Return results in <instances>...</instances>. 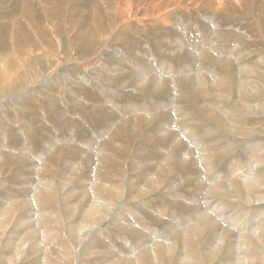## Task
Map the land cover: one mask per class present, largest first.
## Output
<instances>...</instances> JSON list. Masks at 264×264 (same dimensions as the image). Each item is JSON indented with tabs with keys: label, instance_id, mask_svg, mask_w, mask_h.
Returning a JSON list of instances; mask_svg holds the SVG:
<instances>
[{
	"label": "rangeland",
	"instance_id": "rangeland-1",
	"mask_svg": "<svg viewBox=\"0 0 264 264\" xmlns=\"http://www.w3.org/2000/svg\"><path fill=\"white\" fill-rule=\"evenodd\" d=\"M128 1L0 0V264H264V0Z\"/></svg>",
	"mask_w": 264,
	"mask_h": 264
},
{
	"label": "bare ground",
	"instance_id": "bare-ground-1",
	"mask_svg": "<svg viewBox=\"0 0 264 264\" xmlns=\"http://www.w3.org/2000/svg\"><path fill=\"white\" fill-rule=\"evenodd\" d=\"M172 1V0H171ZM170 1V2H171ZM176 1V0H175ZM170 2H168V3H170ZM161 3V2H160ZM167 3V4H168ZM223 3V2H222ZM169 6V5H168ZM165 8H166V6H165ZM159 8L157 7V10H156V13H160L161 12V10L159 9ZM164 9V8H163ZM120 12H126V13H134V11H133V7H132V5L130 4V1H128V0H125V4L124 3H122L121 2V6L116 10V13L117 14H119ZM191 47V46H190ZM27 49V48H26ZM17 52V51H16ZM27 52V51H26ZM14 54H16V53H14ZM23 54V53H22ZM17 55H19V53H17ZM17 57V56H16ZM19 57V56H18ZM21 57V56H20ZM21 59V58H20ZM28 59V58H27ZM21 60H24V59H21ZM17 63L19 62V61H16ZM15 62V63H16ZM165 63V62H164ZM140 70V69H139ZM174 72V71H173ZM169 75V74H168ZM188 75V74H187ZM185 78V77H184ZM186 78H188V77H186ZM214 78V77H213ZM160 79V78H159ZM200 79V78H199ZM198 79V80H199ZM204 79V78H203ZM146 80V79H145ZM158 80V79H157ZM165 80V79H164ZM194 80V79H193ZM142 81V80H141ZM144 81V80H143ZM150 82L152 81V80H149ZM161 81V80H160ZM168 81V80H167ZM172 81V80H171ZM174 81V80H173ZM192 81V80H191ZM140 82V81H139ZM157 82V81H156ZM159 82V81H158ZM166 82V81H165ZM176 82V81H175ZM198 82H200V81H198ZM143 83V82H142ZM153 83V82H152ZM172 83H174V82H172ZM171 83V84H172ZM201 83V82H200ZM199 83V84H200ZM157 84V83H156ZM168 84V83H167ZM174 84H176V83H174ZM178 84V83H177ZM176 84V85H177ZM182 84V83H181ZM204 84H206V83H204ZM210 84V83H209ZM146 85V84H145ZM147 85H149L148 83H147ZM147 85H146V87L145 88H147ZM155 85V84H154ZM158 86V85H157ZM172 86H173V84H172ZM178 86V85H177ZM205 86V85H204ZM206 86H208V85H206ZM143 87V86H142ZM149 87V86H148ZM153 87V86H152ZM181 87V86H180ZM180 87H178V88H180ZM199 87V86H198ZM201 87V86H200ZM212 87V86H211ZM150 88V87H149ZM155 88V87H154ZM207 88V87H206ZM156 89V88H155ZM176 90V89H175ZM179 90V89H178ZM138 115V114H137ZM151 115V114H150ZM136 117V116H135ZM139 117V116H138ZM138 117H136L137 119H138ZM150 118V117H149ZM136 119V120H137ZM140 119H142L141 117H140ZM145 120V119H144ZM143 120V121H144ZM149 120V119H148ZM145 122V121H144ZM226 124V123H225ZM180 131V130H179ZM183 131V130H182ZM100 133V132H99ZM194 144H195V142H193ZM197 143V142H196ZM203 146V145H202ZM194 148V147H193ZM253 154H255V153H253ZM167 158H168V156H167ZM204 159V158H203ZM243 172V171H242ZM241 177V176H240ZM244 179H241V181L243 180V181H245L244 183H247L248 184V181H249V177H246V176H244L243 177ZM101 182V181H100ZM96 184V183H95ZM95 186V185H94ZM92 187H93V184H92ZM215 188V186L214 185H210L209 186V188H207L208 189V191L210 190H213ZM217 189V188H216ZM101 190V189H100ZM104 191V190H103ZM209 191V192H210ZM204 198V197H203ZM97 199V198H96ZM205 199H207V196L205 197ZM34 200V199H33ZM209 200V199H208ZM210 203V202H209ZM207 204H208V201H207ZM217 205V204H216ZM216 205L212 208L211 206V208H212V210L213 211H215V210H217L218 208H220V207H216ZM208 213V212H207ZM11 214V213H10ZM220 216H222L223 214L222 213H220L219 214ZM199 217L197 218V220H196V222L193 224V226L194 227H196L197 228V230H200V232H201V230H202V225H201V222H200V220L201 219H204L205 217H207V216H209V214H207L206 215V213L203 211V214L201 213V215H198ZM210 220H213V219H211V218H209ZM197 224V225H196ZM199 224V225H198ZM189 226V225H188ZM188 226H184V227H182L181 229H179V232H181V230L187 235V233H188V230H189V228H188ZM192 226V227H193ZM200 226V227H199ZM204 226V225H203ZM191 227V228H192ZM190 228V229H191ZM204 229H205V227H204ZM239 230V229H238ZM191 231V230H190ZM203 231V230H202ZM194 232V231H193ZM221 232H223V231H221ZM223 235L224 234H220V236H219V238L217 239V240H215L217 243H219L220 241L222 242V240H223ZM185 237H187V236H185ZM184 237V238H185ZM155 239V238H154ZM187 239V238H186ZM172 240V239H171ZM173 241V240H172ZM172 241H167V243L166 244H164V246L166 247V248H168V249H170V246L171 247H173V245H174V243L172 242ZM220 242V243H221ZM154 244H156V243H154ZM152 245L151 246V248H153V247H156V245ZM158 245V244H157ZM148 247V246H147ZM131 250V249H130ZM134 251V250H133ZM137 253V252H136ZM136 253H134V254H136ZM140 254V253H139Z\"/></svg>",
	"mask_w": 264,
	"mask_h": 264
}]
</instances>
